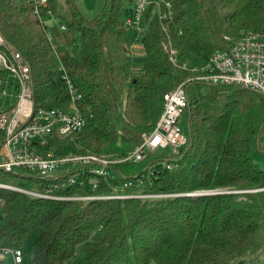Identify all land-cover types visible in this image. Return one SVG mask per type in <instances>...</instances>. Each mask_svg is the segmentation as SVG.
I'll return each mask as SVG.
<instances>
[{
    "label": "trees",
    "instance_id": "16d2710c",
    "mask_svg": "<svg viewBox=\"0 0 264 264\" xmlns=\"http://www.w3.org/2000/svg\"><path fill=\"white\" fill-rule=\"evenodd\" d=\"M168 1L172 20L147 12L144 32L135 40L124 25L134 0H105L94 19L66 0L70 20L52 26L55 37L34 14L31 0H0V51L15 50L29 65L34 111L70 105L62 66L81 94L87 125L53 145L57 154L121 158L142 143L160 118L164 95L193 75L169 61L163 49L168 38L182 59L191 54L205 61L242 34L264 32V0ZM49 8L56 19L57 0H49ZM76 33L81 61L64 48L75 43ZM135 42L146 62L134 77L129 51ZM8 80L9 72L0 69V88ZM186 92L184 147L163 158L148 153L140 162L111 165L109 177L94 176L96 189L72 185L54 191L166 196L61 201L0 188V247L21 249L22 264H65L78 249L85 256L81 264H249L264 223V171L254 160L262 149L264 97L240 85L198 82L188 83ZM3 140L0 133V148ZM66 181L62 174L0 169V183L39 192ZM202 191L222 193L194 194ZM32 234L37 239L29 261L24 245Z\"/></svg>",
    "mask_w": 264,
    "mask_h": 264
},
{
    "label": "built area",
    "instance_id": "2783aa9c",
    "mask_svg": "<svg viewBox=\"0 0 264 264\" xmlns=\"http://www.w3.org/2000/svg\"><path fill=\"white\" fill-rule=\"evenodd\" d=\"M31 2L34 6V14L43 25H49V22L55 20V15L49 8V0H31ZM147 12L150 13V17H155L159 21L173 18L172 4L168 0H134L124 25L132 32L135 40L139 39L144 32ZM60 28L65 30L64 25ZM163 28L166 32L167 26L163 25ZM47 34L49 35L48 31ZM4 43L0 34V45ZM163 49L174 66L189 70L193 75L164 95L163 111L153 131L144 134L142 143L121 158L104 154H57L53 145L82 131L87 125V118L79 106L81 94L78 93L62 66V78L68 87L70 105L67 109L40 108L35 112L29 65L15 50H12L10 54L0 51V69H6L10 76V80L0 88V98L11 101V103L7 101L9 106L0 112V133L4 135L0 148V169L7 172L27 169L42 177L62 174L67 178L66 182L56 183L44 192L6 183H0V188L17 191L34 198L61 201L166 196H60L54 192L58 188L72 185H86L96 189L98 181L94 176L109 177L111 165L125 161L140 162L148 153H154L159 147L172 146L177 150L184 147L188 140L180 126V118L188 106L186 85L190 82L210 86L240 85L264 97V32L242 34L232 40L228 48L214 51L207 60H201L199 64L182 59L170 38L163 43ZM260 144L264 146V126ZM262 150L264 151L263 147ZM167 168L171 169V166L168 165ZM216 193L222 192L202 191L194 194ZM0 254L11 257L13 264L23 263V251L19 248L0 247Z\"/></svg>",
    "mask_w": 264,
    "mask_h": 264
},
{
    "label": "rangeland",
    "instance_id": "374dc122",
    "mask_svg": "<svg viewBox=\"0 0 264 264\" xmlns=\"http://www.w3.org/2000/svg\"><path fill=\"white\" fill-rule=\"evenodd\" d=\"M66 0H57V12H56V20L54 21L55 25L60 24H66L67 21L70 20L69 16V10L65 3ZM78 7L80 12L83 14V16L87 19H94L103 9L105 0H74ZM129 6V5H127ZM53 22H49V30L51 32L52 26H55L51 24ZM53 31V30H52ZM52 36L55 37L56 34L53 32ZM76 41L74 44L64 47L66 51L70 54L72 58H74L77 61H81V48H80V37L79 34H75ZM131 38L130 33L126 37V42L129 41ZM62 48V46H60ZM130 56L132 57V68H131V75L132 76H139L140 71L146 62L144 58V52L142 50V46L140 42L133 43V46L130 47L129 51ZM187 61H190L195 64H199L200 60L193 57V55H188L186 57ZM8 100L0 98V112L4 111L9 104L7 103ZM11 103V101H8ZM264 148V146L262 145ZM177 152V149L172 146L167 147H159L154 151V155L158 158L167 157L170 155H173ZM254 160L257 166L264 171V151L261 149L259 152H256L254 154ZM2 210V203L0 202V211ZM2 227V221L0 219V228ZM36 235L32 234L31 237L25 242L24 248L27 249V258L30 261L34 254V246L36 243ZM85 259V256L82 252L79 251V249L76 251V253L69 258L65 264H81ZM248 259H250L249 264H264V223L262 225V234L260 237V243L259 246L254 249L248 256ZM0 264H13L11 257H5L0 254ZM33 264V263H30ZM150 264H155L154 262H151Z\"/></svg>",
    "mask_w": 264,
    "mask_h": 264
},
{
    "label": "crops",
    "instance_id": "0c3cea01",
    "mask_svg": "<svg viewBox=\"0 0 264 264\" xmlns=\"http://www.w3.org/2000/svg\"><path fill=\"white\" fill-rule=\"evenodd\" d=\"M55 20H56V19H55ZM55 20H54V21H55ZM54 21H52L53 23H51V24L55 25V24H54ZM57 26H59V25H57Z\"/></svg>",
    "mask_w": 264,
    "mask_h": 264
}]
</instances>
